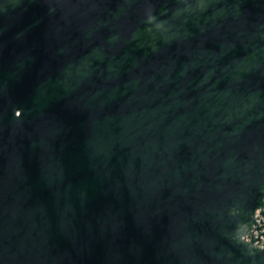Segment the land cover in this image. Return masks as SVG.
Instances as JSON below:
<instances>
[{
    "label": "water",
    "instance_id": "water-1",
    "mask_svg": "<svg viewBox=\"0 0 264 264\" xmlns=\"http://www.w3.org/2000/svg\"><path fill=\"white\" fill-rule=\"evenodd\" d=\"M257 210L264 0H0V264H264Z\"/></svg>",
    "mask_w": 264,
    "mask_h": 264
},
{
    "label": "built area",
    "instance_id": "built-area-1",
    "mask_svg": "<svg viewBox=\"0 0 264 264\" xmlns=\"http://www.w3.org/2000/svg\"><path fill=\"white\" fill-rule=\"evenodd\" d=\"M255 219H256V223H257L258 226H261L264 223V217L261 216L260 210L256 211ZM257 234L258 233L256 231H253V235L255 237H257ZM255 244L258 245L259 247L263 248L264 247V239L262 237H260V240L255 242Z\"/></svg>",
    "mask_w": 264,
    "mask_h": 264
}]
</instances>
